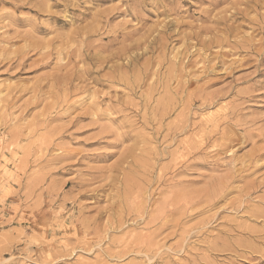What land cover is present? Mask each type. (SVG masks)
<instances>
[{"label": "rangeland", "instance_id": "1", "mask_svg": "<svg viewBox=\"0 0 264 264\" xmlns=\"http://www.w3.org/2000/svg\"><path fill=\"white\" fill-rule=\"evenodd\" d=\"M0 264H264V0H0Z\"/></svg>", "mask_w": 264, "mask_h": 264}]
</instances>
